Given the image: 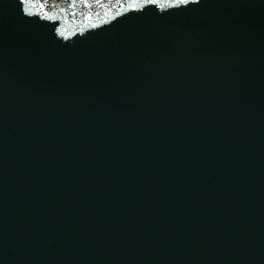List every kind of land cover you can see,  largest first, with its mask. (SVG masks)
I'll return each mask as SVG.
<instances>
[{
	"label": "water",
	"instance_id": "water-1",
	"mask_svg": "<svg viewBox=\"0 0 264 264\" xmlns=\"http://www.w3.org/2000/svg\"><path fill=\"white\" fill-rule=\"evenodd\" d=\"M6 1V0H1ZM225 4H230L231 0H221ZM201 2V1H200ZM208 0H203L199 4H193V16L200 26L204 23L208 12ZM204 7H206L204 12ZM162 17L164 12L157 9ZM140 39L146 34L143 28L139 29ZM161 34H164L161 33ZM112 51V49H111ZM190 60L199 58L196 47H191L189 51ZM0 64L4 61L0 57ZM147 67L144 66L137 73L139 77L146 76ZM56 68L45 69L42 75L41 89L36 93L42 96L46 90H53L55 100L62 99L68 90L71 82L67 77L61 76ZM204 81L207 90L214 91L213 73H207ZM11 75H7L10 79ZM52 82L54 86L47 85ZM204 85H197V87ZM136 90L134 94H146L148 87L144 84L133 86ZM108 89V88H107ZM154 91L160 95H173L180 91L179 85L166 78H160L154 85ZM254 91H256L254 93ZM264 91V81L250 84L240 97L245 101L253 102ZM78 93V90L76 91ZM77 93L75 95H77ZM4 107L8 104L2 102ZM244 103H238L244 108ZM255 107H264V95L259 97ZM185 115L191 119L192 112L185 109ZM17 117H22V113L14 111ZM51 113L49 119H37L35 124L39 127L49 129H59V117L56 113ZM15 117L16 115L13 114ZM160 129L164 126L157 123ZM117 125L116 127H119ZM162 130L156 132H146L148 135L162 136ZM243 128L239 127L238 136H245ZM3 138L5 135L2 136ZM101 138L111 139V136L104 134ZM141 137V134L138 135ZM5 139V138H4ZM6 140V139H5ZM11 145L13 140H6ZM159 142V140H157ZM66 148V147H65ZM61 149L60 152H63ZM163 154L162 148L157 149ZM99 150H95L97 153ZM58 152L54 153V159ZM120 165L114 169L113 178L110 181H52L71 197L86 212L95 218L104 228L116 237L124 246L133 252L145 264H257L264 262V254L260 255L257 261L251 258V251L244 250L247 246L246 239L239 238L240 235H250L253 233L254 242L263 243L264 240V181H184V175H178L176 181L162 180L163 168L159 166V161L149 156L138 154L134 150L122 151L119 155ZM147 162H146V161ZM169 159L163 161L162 166L169 163ZM151 163L154 166L149 165ZM67 164V163H66ZM86 164L77 165L76 170L81 169ZM195 163H190L194 167ZM158 173V176L156 175ZM158 181H154L155 177ZM230 203H233L227 210ZM245 208L253 209L249 216H239L245 212ZM183 216L188 219L181 225L169 221L165 217L177 218ZM226 215V224L233 229L241 226V232L236 233L235 238H229V231L222 229L217 222L219 217ZM201 218L202 223L192 220L193 217ZM147 219V226L146 224ZM162 225L159 226L158 224ZM242 224H244L242 226ZM158 225V226H157ZM155 227V228H154ZM154 228V238L152 241L146 237L147 231ZM167 230L169 234H163ZM156 238V240H155ZM239 238V239H238ZM248 238V237H247ZM157 255L148 257L156 244Z\"/></svg>",
	"mask_w": 264,
	"mask_h": 264
},
{
	"label": "snow or ice",
	"instance_id": "snow-or-ice-1",
	"mask_svg": "<svg viewBox=\"0 0 264 264\" xmlns=\"http://www.w3.org/2000/svg\"><path fill=\"white\" fill-rule=\"evenodd\" d=\"M84 3H88V0H84ZM200 0H129L128 8L134 12H143L144 9L154 6L158 7L162 12H167L168 9H183L190 4H199ZM20 6L24 15L31 16L33 13L34 0H19ZM42 19H54V17L48 16L45 13ZM59 31V29L57 30Z\"/></svg>",
	"mask_w": 264,
	"mask_h": 264
}]
</instances>
